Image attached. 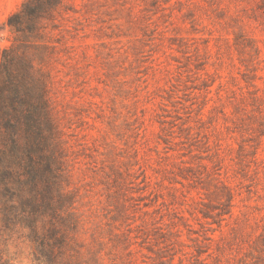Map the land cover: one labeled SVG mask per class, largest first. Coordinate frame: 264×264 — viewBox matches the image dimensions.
Masks as SVG:
<instances>
[{
	"label": "rangeland",
	"instance_id": "1",
	"mask_svg": "<svg viewBox=\"0 0 264 264\" xmlns=\"http://www.w3.org/2000/svg\"><path fill=\"white\" fill-rule=\"evenodd\" d=\"M0 264H264V0H0Z\"/></svg>",
	"mask_w": 264,
	"mask_h": 264
},
{
	"label": "trees",
	"instance_id": "2",
	"mask_svg": "<svg viewBox=\"0 0 264 264\" xmlns=\"http://www.w3.org/2000/svg\"><path fill=\"white\" fill-rule=\"evenodd\" d=\"M14 92L15 93L12 95V97L10 99V103H11L10 115H11V117L21 121L22 119L20 117L23 115L24 118L30 119L31 118V111H30V105L31 104L27 103L24 100L23 96H21V94H20L19 88L14 89ZM24 110H26V112H24ZM13 123H11V127H13ZM25 125L27 127L30 126L29 122H26Z\"/></svg>",
	"mask_w": 264,
	"mask_h": 264
}]
</instances>
